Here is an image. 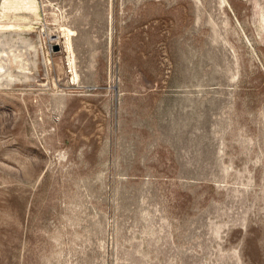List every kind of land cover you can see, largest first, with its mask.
<instances>
[{
  "label": "rangeland",
  "instance_id": "1",
  "mask_svg": "<svg viewBox=\"0 0 264 264\" xmlns=\"http://www.w3.org/2000/svg\"><path fill=\"white\" fill-rule=\"evenodd\" d=\"M0 28L40 49L0 87V264H264V0H0Z\"/></svg>",
  "mask_w": 264,
  "mask_h": 264
},
{
  "label": "bare ground",
  "instance_id": "2",
  "mask_svg": "<svg viewBox=\"0 0 264 264\" xmlns=\"http://www.w3.org/2000/svg\"><path fill=\"white\" fill-rule=\"evenodd\" d=\"M3 30L4 29L0 28V87H7L17 81L28 80L32 77L29 73L32 69V65L35 66L36 64V56L39 55L40 49H36V46L33 45L29 39L22 38L18 31V33H10V36H1ZM70 32L71 30L66 29L63 33L50 34V42L58 45L63 37L64 40L62 44L67 52L71 54L72 46ZM19 47L21 49H19ZM9 57H11V61L8 59Z\"/></svg>",
  "mask_w": 264,
  "mask_h": 264
},
{
  "label": "water",
  "instance_id": "3",
  "mask_svg": "<svg viewBox=\"0 0 264 264\" xmlns=\"http://www.w3.org/2000/svg\"><path fill=\"white\" fill-rule=\"evenodd\" d=\"M53 49H54V50H58V49H59V48H58V45H54V46H53Z\"/></svg>",
  "mask_w": 264,
  "mask_h": 264
},
{
  "label": "built area",
  "instance_id": "4",
  "mask_svg": "<svg viewBox=\"0 0 264 264\" xmlns=\"http://www.w3.org/2000/svg\"><path fill=\"white\" fill-rule=\"evenodd\" d=\"M54 44H52V45H49V47H52Z\"/></svg>",
  "mask_w": 264,
  "mask_h": 264
}]
</instances>
